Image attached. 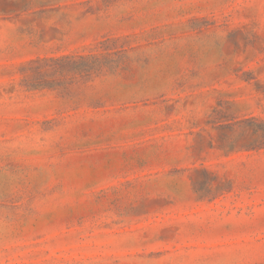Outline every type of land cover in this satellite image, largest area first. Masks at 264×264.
<instances>
[{"label":"rangeland","instance_id":"rangeland-1","mask_svg":"<svg viewBox=\"0 0 264 264\" xmlns=\"http://www.w3.org/2000/svg\"><path fill=\"white\" fill-rule=\"evenodd\" d=\"M0 264H264V0H0Z\"/></svg>","mask_w":264,"mask_h":264},{"label":"trees","instance_id":"trees-1","mask_svg":"<svg viewBox=\"0 0 264 264\" xmlns=\"http://www.w3.org/2000/svg\"><path fill=\"white\" fill-rule=\"evenodd\" d=\"M95 56H91L94 59ZM73 56H64L62 58H51L44 60V64L38 66L36 74L38 75L35 80V83H28L29 87L32 89H43V88H56L60 86L58 82H45L46 77H54L56 75H62L68 71H73L76 73L92 75L98 70V61L86 65L85 67H80ZM69 59H72L69 60ZM71 67V69H70ZM39 80V81H38Z\"/></svg>","mask_w":264,"mask_h":264}]
</instances>
